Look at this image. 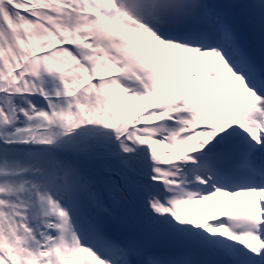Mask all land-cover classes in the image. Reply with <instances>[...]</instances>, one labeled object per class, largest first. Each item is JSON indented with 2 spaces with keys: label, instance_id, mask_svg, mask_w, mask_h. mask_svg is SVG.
<instances>
[{
  "label": "snow or ice",
  "instance_id": "1",
  "mask_svg": "<svg viewBox=\"0 0 264 264\" xmlns=\"http://www.w3.org/2000/svg\"><path fill=\"white\" fill-rule=\"evenodd\" d=\"M0 264H264V0H0Z\"/></svg>",
  "mask_w": 264,
  "mask_h": 264
}]
</instances>
